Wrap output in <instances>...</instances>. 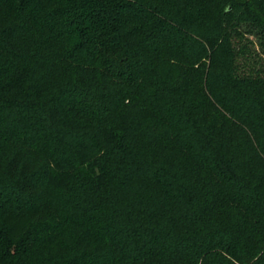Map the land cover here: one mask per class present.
<instances>
[{
  "label": "trees",
  "instance_id": "obj_1",
  "mask_svg": "<svg viewBox=\"0 0 264 264\" xmlns=\"http://www.w3.org/2000/svg\"><path fill=\"white\" fill-rule=\"evenodd\" d=\"M252 36L264 0H0V264H264Z\"/></svg>",
  "mask_w": 264,
  "mask_h": 264
},
{
  "label": "rangeland",
  "instance_id": "obj_2",
  "mask_svg": "<svg viewBox=\"0 0 264 264\" xmlns=\"http://www.w3.org/2000/svg\"><path fill=\"white\" fill-rule=\"evenodd\" d=\"M236 16L239 17V12L236 11L235 12ZM242 25V29L244 28V23H241ZM257 38L255 37H249V40L253 42V46L249 45L248 49H250L249 51L251 52V59L250 61H248V64L251 65L253 68L257 69L260 67H264V57L263 54L261 52V50L259 49L258 45H257ZM258 53V54H257ZM255 55H257V57H255ZM78 192H83V191H78ZM63 193V192H60Z\"/></svg>",
  "mask_w": 264,
  "mask_h": 264
}]
</instances>
